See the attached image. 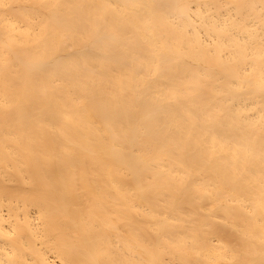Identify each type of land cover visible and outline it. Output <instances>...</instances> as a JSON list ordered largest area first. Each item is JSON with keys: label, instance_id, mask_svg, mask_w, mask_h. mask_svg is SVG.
Instances as JSON below:
<instances>
[{"label": "bare ground", "instance_id": "bare-ground-1", "mask_svg": "<svg viewBox=\"0 0 264 264\" xmlns=\"http://www.w3.org/2000/svg\"><path fill=\"white\" fill-rule=\"evenodd\" d=\"M0 264H264V0H0Z\"/></svg>", "mask_w": 264, "mask_h": 264}]
</instances>
